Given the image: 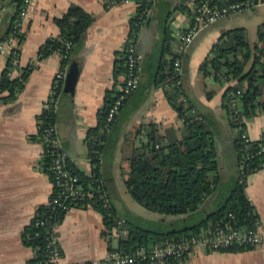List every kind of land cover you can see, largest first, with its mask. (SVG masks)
I'll return each mask as SVG.
<instances>
[{"label": "crops", "instance_id": "crops-1", "mask_svg": "<svg viewBox=\"0 0 264 264\" xmlns=\"http://www.w3.org/2000/svg\"><path fill=\"white\" fill-rule=\"evenodd\" d=\"M31 0L27 18L22 26L25 36L18 45L20 66L35 63L24 88L14 101L0 102V264H27L34 251L21 242L23 227L35 215L36 208L48 201L52 181L38 167L42 154L40 142L30 138L37 131V117L51 95L56 71L61 66V55L52 52L38 60L39 47L47 37L58 34L54 18L66 12L70 5H78L94 15V21L85 31L82 43L72 59L79 62V72L73 84L66 82V74L56 98L55 131L62 149L69 160L89 174L86 136L97 125V115L103 106L106 91L118 89L124 74L114 76L115 53L121 51L129 34V23L136 11L133 0ZM198 1V0H197ZM196 0H154L147 22L140 28L136 48L139 67V86L126 98L117 120L119 127L109 131L101 178L118 215L138 216L148 220L172 222L183 218L193 225L214 207V196L207 199L200 212L187 215L166 216L150 210L143 211L131 200L121 178V168L128 166L127 156L134 145L136 128L143 123H156L161 133L168 127L179 128L180 120L167 102L162 87L151 84L161 59L170 60L173 54L181 55L184 85L202 105L226 123L221 108L224 85L207 80L215 90L211 99L205 96L199 65L211 45L226 30L244 27L249 41L254 40L256 27L264 21V3L222 16L199 31L181 51L178 34L191 22ZM13 8L0 0V38L5 33ZM168 42V49L163 45ZM7 53H0V74L5 66ZM66 70V71H67ZM67 73V72H66ZM18 75L14 71L12 76ZM264 129V115L259 113L246 121V133L251 140L260 139ZM225 130L217 138V161L222 185L228 187L237 175V155L232 132ZM143 138V136H138ZM110 154L106 156L109 141ZM245 193L255 206L264 226V168L247 176ZM104 228L101 214L92 207H70L58 226V243L64 264H87L100 258L106 251L118 247L119 236L112 234L110 241L102 235ZM183 264H264V239L251 249L229 251H204L197 249Z\"/></svg>", "mask_w": 264, "mask_h": 264}, {"label": "trees", "instance_id": "trees-1", "mask_svg": "<svg viewBox=\"0 0 264 264\" xmlns=\"http://www.w3.org/2000/svg\"><path fill=\"white\" fill-rule=\"evenodd\" d=\"M4 1L12 5L13 12L0 41L13 35L19 45L25 33L22 29L15 28L14 24L23 0ZM231 1L235 0L216 2L220 4ZM136 2L138 5L130 19L128 34L135 44L140 28L148 20V15H141L144 6L148 5L151 8L153 5L146 3V0H136ZM93 21V14L78 5H70L65 13L54 18L59 32L55 36L46 38L39 47L37 59L41 60L52 52H58L62 57L61 63H69L82 43L85 31ZM167 49L166 41L163 51ZM18 50L20 52V49ZM176 55L181 57L177 53L173 54L170 60L161 59L157 71L152 76L151 84L163 88V94L176 112L181 126L168 127L164 133H161L156 123L140 124L135 130L134 145L126 158L128 166L121 168L120 174L131 198L152 212L166 216L187 215L191 218L201 211L211 196H214L213 209L205 212L193 225L183 221V218H177L169 223V221L148 220L134 215L129 217L118 215L101 178L106 135L109 131L118 129L117 116L126 100L122 102L109 125L105 126L107 111L119 93L118 89L112 88L106 91L104 104L98 111L97 125L87 132L85 141L91 166L90 173L86 174L75 166L68 156L66 158L65 167L77 178L80 192L61 200L65 207L58 206L52 209L48 202L38 205L35 215L21 230L22 244L34 251L33 257L27 261V264H36L47 258L50 236L47 221L52 219L60 224L70 207H92L98 211L104 225L102 235L109 241L119 226L117 220L123 218L127 231L119 236L117 248L109 247L122 253H133L139 246L150 248L154 243L177 239L181 234L190 236L225 224L243 232H252L259 228L261 224L259 216L255 206L246 196L245 185L247 176L261 169L260 164L264 161V139L251 140L249 137H243L242 133L246 130V121L249 118L259 113L264 115V21L257 25L256 35L252 41H249L244 27L226 30L211 45L199 65L207 99H211L215 93L214 89L208 87L207 80L225 87L221 108L225 112L226 123L189 93L184 85L182 71L175 72L173 60ZM18 56L7 54L5 66L0 74L1 103H8L17 98L30 72L36 67L33 62L20 66ZM15 70L18 71V75L12 76ZM125 71L123 48L115 53L114 76L125 74ZM60 87V84L54 87L55 94H59ZM55 120L56 110L45 105L37 117V131L30 135L31 139L42 145L43 153L38 167L52 181L50 196L57 195L61 190V187L55 183L54 174L50 169L56 153L52 140L57 135L51 133L46 138L47 129L55 126ZM227 129L234 130L232 139L237 155V175L225 193L227 185H222L217 161V138ZM102 193L107 194L109 199L107 205L101 197ZM131 216L138 222L162 221L169 226L147 227L133 223ZM252 247L245 244H231L217 251L236 252ZM186 259L187 257L184 256L181 259L168 257L157 263L141 261L133 264H183Z\"/></svg>", "mask_w": 264, "mask_h": 264}, {"label": "built area", "instance_id": "built-area-1", "mask_svg": "<svg viewBox=\"0 0 264 264\" xmlns=\"http://www.w3.org/2000/svg\"><path fill=\"white\" fill-rule=\"evenodd\" d=\"M31 0H23L20 6L18 18L15 21L14 27L21 29L26 18L27 8ZM138 3L136 0H133ZM218 0H198L193 5L191 13V22L188 24L185 30L178 34L180 45L179 51L187 46L195 35L203 28L213 23L218 18L228 15L233 12L242 11L244 9L254 8L264 3V0H235L231 2L217 3ZM109 2H113L110 0ZM154 0H146V3H153ZM150 7L144 6L142 16L149 15ZM17 38L13 35H9L6 39L0 41V53H12L14 56L19 55V47L17 45ZM125 52V67L124 81L118 88V95L109 107L106 115L105 126L109 125L122 102L130 95V93L136 89L139 84V67L137 48L135 42L127 36L124 43ZM175 72L181 73V57L175 56L173 60ZM67 70V64H61L60 68L55 73L53 81V87L51 95L46 102L47 106L56 110V98L54 87L64 77ZM244 119V118H243ZM51 133L56 134L55 126H50L47 129L46 135L48 138ZM243 137H248L246 130L242 133ZM264 139V136H261ZM52 145L56 148L55 157L50 167L54 174L55 183L61 187L59 193L55 196H50L48 204L52 209L58 206L65 207L61 200H65L70 196L76 195L80 192V186L77 183V178L69 173L65 167L67 154L61 148L60 143L56 138L52 140ZM264 149V147H263ZM43 153V150H42ZM42 156V154H41ZM261 168H264V161L260 164ZM104 203L108 204V197L106 193H102ZM124 219L119 218L117 220L118 227L115 229L117 236L124 235L126 230ZM50 236L47 244V258L44 261H39L36 264H64L61 261L62 252L58 243V226L55 221L48 220ZM264 239V226L260 224L259 228L255 231H239L232 229L228 224L224 226H216L209 230H203L199 233L192 235H179L177 239L166 240L164 242L154 243L150 248L145 246H139L133 253H122L116 249H108L104 256L100 258L91 259L87 264H133L141 261H148L149 263L161 262L163 259L173 257L175 259H181L189 257L197 249L204 251H217L221 247H225L231 244L238 245H251L256 246Z\"/></svg>", "mask_w": 264, "mask_h": 264}, {"label": "rangeland", "instance_id": "rangeland-1", "mask_svg": "<svg viewBox=\"0 0 264 264\" xmlns=\"http://www.w3.org/2000/svg\"><path fill=\"white\" fill-rule=\"evenodd\" d=\"M196 98V97H195ZM196 100H197V98H196ZM112 143V140H110L109 141V144H108V150H107V153H106V156H109V154H110V148H111V146H110V144ZM135 205H137L141 210H143V211H147L146 210V208H144L143 206H141L140 204H138L136 201H134V200H131ZM206 211H204V213H205ZM131 219H132V222L133 223H140L141 225H145V226H147V227H157V228H163V227H168L169 225L167 224V225H165V224H163V222L162 221H157V222H147V221H139L138 222V220H136L134 217H132L131 216Z\"/></svg>", "mask_w": 264, "mask_h": 264}, {"label": "water", "instance_id": "water-1", "mask_svg": "<svg viewBox=\"0 0 264 264\" xmlns=\"http://www.w3.org/2000/svg\"><path fill=\"white\" fill-rule=\"evenodd\" d=\"M79 72V62L76 59H73L69 64L67 73H66V82L68 84H73L78 76Z\"/></svg>", "mask_w": 264, "mask_h": 264}]
</instances>
